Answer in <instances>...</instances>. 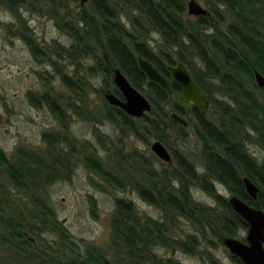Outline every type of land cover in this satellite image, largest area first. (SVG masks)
I'll use <instances>...</instances> for the list:
<instances>
[{
  "label": "trees",
  "instance_id": "16d2710c",
  "mask_svg": "<svg viewBox=\"0 0 264 264\" xmlns=\"http://www.w3.org/2000/svg\"><path fill=\"white\" fill-rule=\"evenodd\" d=\"M25 2L0 0V4L17 18ZM202 2L207 15L194 18L187 15L185 0H89L88 9L80 6L79 17L74 23L59 11L62 3L53 2L54 6L49 7L51 1L43 7H49V15L56 26L70 37L73 42L71 48L68 52L61 48L52 50L40 47L30 37L23 39L39 62L54 55L68 60L89 56L94 61L91 70L102 76L106 86H110L108 82L113 71L119 69L134 88L145 91L152 108L139 119L142 133L133 118L118 108L106 107L107 115L104 116L108 121L119 118L134 135L153 137L172 153L174 167L170 168L173 173L148 171L149 185H136V193L148 205L185 218L203 234L206 231L216 236L223 245V239H237L239 232L247 230L248 225L234 213L228 200L217 192L216 183L227 187L232 196L247 205L264 211V176L247 149L249 145L264 149V91L259 90L254 81L255 71L264 76V0ZM152 34L160 38L155 48L150 46ZM66 53L68 55L63 57ZM138 58L148 61L166 79L170 78L167 65L181 62L212 105L211 115L209 109L201 111L196 107L185 112L175 101L180 92L179 86L172 83L169 95L157 84L149 82L138 67ZM75 68L74 72H77V64ZM59 77L68 90L82 95L80 86L85 85L83 79L73 81L62 71H59ZM113 92L122 98L116 88ZM27 97L36 107L46 104L64 129L67 128L68 120L63 108L51 95L31 96L28 93ZM66 107L69 108L68 105ZM167 109L181 117L192 114L194 134L201 145V171L172 149L169 143L172 134L184 140L187 131L170 119ZM46 138L50 143L55 142L52 136ZM68 147L75 148L71 143ZM20 158L25 165H13L0 150V166L17 188L26 190L29 186L24 177L35 179L46 166L33 153H21ZM85 160L109 183L124 188L119 177L99 159L88 157ZM25 166L26 170L22 168ZM56 177V171L52 170L51 178ZM245 177L259 188L256 201L245 192ZM193 185L211 196L218 206L212 208L194 202L188 190ZM33 202L35 210L29 212L32 224L27 226L43 233L44 228L37 225L51 226L57 221L45 203ZM135 209L132 202L123 199L115 201L110 225L111 246L117 253L113 255V263L106 259L104 252L90 247L85 249L81 264H180L171 259H157L153 249L161 246L192 254L196 246L204 243L212 247L209 239L198 241L190 235L182 240L168 238L161 222L140 218ZM3 218V211L0 210V223L13 240H19V244L24 246L26 241L21 235L26 228L25 223L11 219L2 221ZM61 238L65 244H71L63 229ZM3 242L8 244L9 241ZM208 260V264H218L214 259ZM231 260L233 264H242L236 257L231 256Z\"/></svg>",
  "mask_w": 264,
  "mask_h": 264
},
{
  "label": "rangeland",
  "instance_id": "374dc122",
  "mask_svg": "<svg viewBox=\"0 0 264 264\" xmlns=\"http://www.w3.org/2000/svg\"><path fill=\"white\" fill-rule=\"evenodd\" d=\"M188 1L185 0V5ZM197 1L206 9L202 0ZM53 2L62 3L59 11L74 23L79 17L80 6L89 7V0L84 5L80 0H26L17 18L0 4V150L13 165L23 164L20 154L29 152L46 166L35 179L24 177L29 186L26 190L17 188L0 166L2 221L11 219L25 223L26 228L21 236L26 241L25 245L29 244L26 247L19 244V240H13L0 223V264H81L85 249L90 247L104 252L106 259L113 263L117 253L111 246L110 225L118 199L132 202L138 217L161 222L168 238L182 240L190 235L198 241L209 239L212 242V247L207 243L196 246L192 254L157 246L153 249L157 259H171L180 264H208L211 258L218 264H233L228 250L218 242L216 236L206 231L203 234L185 218L150 206L139 198L136 185H149L148 171L166 170L170 174L174 165L168 167L150 151L152 142L157 139L145 135H142V139L134 135L119 118L112 121L104 119L106 107H110L104 96L107 93L115 95L113 74L108 82L110 86H106L102 76L91 70L94 61L89 56L68 60L54 55L42 62L34 58L23 37H30L40 47L52 50L61 48L68 52L73 45L70 37L59 30L49 15ZM46 3L51 4L43 7ZM151 39L150 46L155 48L160 38L152 34ZM76 64L79 68L74 72ZM59 71L73 78V81L79 78L85 81V85L80 86L83 90L81 96L61 83ZM138 91L150 102L145 91ZM28 93L31 96L43 93L51 95L63 108L68 120L67 128L64 129L46 104L39 107L31 104ZM209 107L210 116L212 105L209 104ZM184 118L189 124L185 128L187 137L181 140L172 134L169 143L178 155L201 171V145L194 134L193 116L188 113ZM133 120L141 132V120ZM48 136H52L55 142H48ZM69 143L75 148L70 149ZM247 149L258 164L264 163V149L253 145L247 146ZM88 157L97 158L110 168L124 188L100 176L85 160ZM22 168L27 169L26 166ZM52 170L58 176L55 179L51 178ZM215 187L227 200L232 196L224 185L216 183ZM188 190L194 202L212 208L218 206L200 188L193 185ZM34 200L39 204L45 203L57 221L56 225H37L44 228L43 233L27 226L28 223L32 224L29 212L35 210ZM62 229L71 244H65L62 240ZM246 234L247 230H241L237 239L245 242ZM3 240L9 241L8 244Z\"/></svg>",
  "mask_w": 264,
  "mask_h": 264
},
{
  "label": "water",
  "instance_id": "95a60500",
  "mask_svg": "<svg viewBox=\"0 0 264 264\" xmlns=\"http://www.w3.org/2000/svg\"><path fill=\"white\" fill-rule=\"evenodd\" d=\"M84 5L87 0H80ZM186 13L189 17H204L207 10L197 0H189L186 3ZM139 69L144 73L149 82L157 84L167 94H171V84L179 86L180 92L175 101L184 111L188 112L191 107L201 111L209 109V101L205 93L198 87L189 70L178 62L174 65H167L169 79L162 76L148 61L143 58L137 59ZM254 81L257 88L264 91V76L254 72ZM113 85L121 94L122 98L107 93L104 98L110 107L118 108L127 116L140 119L151 111L150 102L134 88L129 80L119 69L113 71ZM170 119L181 126L188 127V121L174 112L169 113ZM150 151L168 167H173V158L169 151L160 141L152 142ZM260 170L264 176V163L260 164ZM245 192L250 199L256 201L259 188L248 178H243ZM232 210L241 217L248 225L245 242L236 238H225L222 243L229 254L238 258L242 264H264V211L253 208L235 196L228 199Z\"/></svg>",
  "mask_w": 264,
  "mask_h": 264
},
{
  "label": "flooded vegetation",
  "instance_id": "af4514ba",
  "mask_svg": "<svg viewBox=\"0 0 264 264\" xmlns=\"http://www.w3.org/2000/svg\"><path fill=\"white\" fill-rule=\"evenodd\" d=\"M191 108H192V107H191ZM190 110H191V109H190ZM190 110H189V111H190ZM189 111H188V112H189ZM185 112H186V111H185Z\"/></svg>",
  "mask_w": 264,
  "mask_h": 264
}]
</instances>
